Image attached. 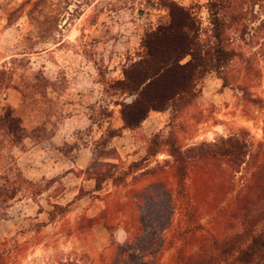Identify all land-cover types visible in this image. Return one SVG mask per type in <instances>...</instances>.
I'll return each mask as SVG.
<instances>
[{
	"label": "trees",
	"instance_id": "1",
	"mask_svg": "<svg viewBox=\"0 0 264 264\" xmlns=\"http://www.w3.org/2000/svg\"><path fill=\"white\" fill-rule=\"evenodd\" d=\"M158 5L165 10L166 21L144 32L136 58L129 59L122 68V79L106 82V93L121 108L123 126L118 129L108 126L96 141L98 158L82 172L86 180L94 181V187L89 192L80 190L75 201L90 195L102 199L105 208L93 218L80 217L75 233L90 231L101 224L113 241L115 228L125 224L122 221L133 219L123 215L124 211L148 210L152 213L151 226L147 231L140 228L135 239L142 235L150 241L162 231L165 236L160 250L171 253L165 264H264V136L255 143L248 131L241 130L212 144L184 149L173 131L167 137L156 134L146 148V155L127 166L121 163L112 144L124 131H135L152 112L170 111L174 118L192 106L202 96L204 79L210 73L218 75L224 87H229L230 81L223 73L243 57L233 44L244 39L249 23L259 22L264 29V0L209 1L206 9L211 31L208 35L193 7L174 0H159ZM47 10H52L51 0H24L18 8L37 29L45 26V32H49L55 24L58 30L60 17ZM12 79L11 70L3 66L0 90L19 92L21 105L18 109L7 105L0 110L2 219L22 194L35 200L56 182L50 180L42 188L27 179L14 154V150L25 149L26 140L39 144L54 137L55 114L48 94L52 83L42 72L28 76L20 86H14ZM241 91L246 102L264 111L263 99L253 98L247 88ZM33 114H42L44 121L29 129L24 119ZM163 152L172 162L157 163L155 168H150V162ZM209 165H212V202L203 200L199 196L201 191L193 189L195 182L208 174ZM129 178L132 183L128 182ZM143 181H149L148 185L138 187ZM108 183L114 192L102 198L94 194ZM120 187L126 189L123 198L117 192ZM73 203L49 204L50 211L39 207L38 213H46L48 222L35 224L33 231L39 233L42 227L56 224L60 217L67 215ZM204 219L206 223L202 224ZM151 230L157 233H150ZM19 248L17 241L12 250L9 241L0 243V264L15 258ZM121 255L115 264H156L146 260L154 253L144 248L123 250ZM57 264L80 263L66 260Z\"/></svg>",
	"mask_w": 264,
	"mask_h": 264
},
{
	"label": "rangeland",
	"instance_id": "2",
	"mask_svg": "<svg viewBox=\"0 0 264 264\" xmlns=\"http://www.w3.org/2000/svg\"><path fill=\"white\" fill-rule=\"evenodd\" d=\"M23 1L0 0V69L6 66L11 70L14 86L22 85L28 76L38 72L51 81L48 94L53 100L52 122L56 133L54 141V137L39 144L26 140L25 149L14 150V154L27 179L42 188L50 180L56 182L35 200L22 194L6 218L0 217V243L9 241L10 250L14 249L15 241L20 246L17 256L7 264H57L66 260L80 264H115L120 261L123 250L142 248L154 253L147 261L165 264L171 253L160 250L165 236L162 231L156 234L157 231L151 230L156 236L150 241L142 235L135 239L140 228L147 231L151 226L152 213L148 210L124 211L123 215L133 219L122 221L125 224L115 228L113 241L107 229L98 231L93 227L90 231L75 233L80 217L93 218L104 210L102 205L105 208L102 199L90 195L75 201L80 190L89 192L94 187V181L86 180L82 172L98 158L96 141L108 126L114 129L123 126L121 108L106 93V82L122 79V68L129 59L136 58L144 32L166 21L165 10L159 7V0H51L52 10L47 11L60 17V25L57 30L52 24L51 30L45 32V26L37 29L18 11ZM174 1L193 7L204 31L210 34L206 5L211 0ZM233 46L243 57L223 73L230 86L224 87L219 76L210 73L204 79L202 96L185 111L174 118L170 111L153 112L135 131H124L112 142L123 165L141 160L154 135L167 137L171 131L184 149L212 144L241 130L248 131L255 143L263 139L264 111L246 102L241 91L247 88L253 98L264 100V29L259 22L249 23L244 39L237 40ZM7 105L18 109L20 93L14 89L0 90V110ZM41 106L47 105L41 103ZM43 121L42 114H33L24 119V125L31 129ZM35 147L32 154L26 155ZM80 151L88 162L84 170L74 165ZM166 161L172 162V159L163 152L149 166L155 168L157 163ZM207 170L208 174L196 181L193 189L201 191L199 196L203 200L212 202V165ZM128 182L132 180L129 178ZM148 183L143 181L137 186ZM111 192L114 188L108 183L96 196L102 198ZM117 192L123 198L126 189L120 187ZM73 201L67 215L60 217L56 224L42 227L39 233L33 231L35 224L48 222L46 213H38L39 207L50 211L49 204L65 206ZM205 223L206 219L202 221Z\"/></svg>",
	"mask_w": 264,
	"mask_h": 264
},
{
	"label": "crops",
	"instance_id": "3",
	"mask_svg": "<svg viewBox=\"0 0 264 264\" xmlns=\"http://www.w3.org/2000/svg\"><path fill=\"white\" fill-rule=\"evenodd\" d=\"M153 113V112H152ZM55 140V137L53 138V141ZM37 149V147H35V148H32L30 151H28L27 153H26V155L28 154H32L33 153V151H35ZM85 157H86V155L85 154H83V151H80V153H79V155H78V157H77V159H76V162H75V164L74 165H77V167L80 169V170H84V169H86L87 168V165H88V162H86L85 161ZM142 159V158H141ZM70 174H72V173H70ZM81 181H82V178H81ZM90 181H92V180H90ZM100 192H96V193H94L95 195H100L99 194ZM101 202L103 203L104 201L103 200H101ZM102 209H104V206L102 205ZM101 210H99L98 211V213L100 212ZM93 230H98V231H100V230H106V228L103 226V225H101V224H98V225H95L94 226V228H93Z\"/></svg>",
	"mask_w": 264,
	"mask_h": 264
}]
</instances>
